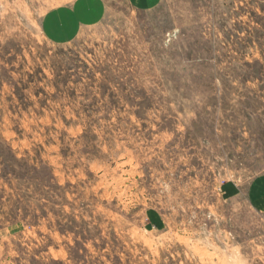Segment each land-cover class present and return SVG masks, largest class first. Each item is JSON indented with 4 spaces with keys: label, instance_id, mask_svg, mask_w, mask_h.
Masks as SVG:
<instances>
[{
    "label": "rangeland",
    "instance_id": "374dc122",
    "mask_svg": "<svg viewBox=\"0 0 264 264\" xmlns=\"http://www.w3.org/2000/svg\"><path fill=\"white\" fill-rule=\"evenodd\" d=\"M83 1L0 0V264H264V0Z\"/></svg>",
    "mask_w": 264,
    "mask_h": 264
},
{
    "label": "crops",
    "instance_id": "0c3cea01",
    "mask_svg": "<svg viewBox=\"0 0 264 264\" xmlns=\"http://www.w3.org/2000/svg\"><path fill=\"white\" fill-rule=\"evenodd\" d=\"M134 3H135V0H132ZM141 3H143L145 6H140V5H137L136 8L138 9H142V8H146L147 6H149L151 0H140ZM139 6V7H138ZM88 7V1L87 0H84L82 2V4L79 6V9L78 10H82L84 9L85 10V14L82 15L83 17V20L85 19H89V20H93L95 19L96 17V12H91V11H88V9L86 8ZM99 14V12L97 13Z\"/></svg>",
    "mask_w": 264,
    "mask_h": 264
}]
</instances>
